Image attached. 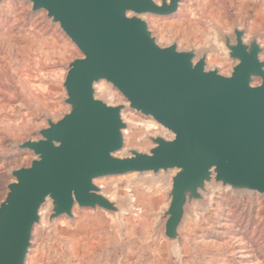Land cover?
Here are the masks:
<instances>
[{"label":"water","instance_id":"obj_1","mask_svg":"<svg viewBox=\"0 0 264 264\" xmlns=\"http://www.w3.org/2000/svg\"><path fill=\"white\" fill-rule=\"evenodd\" d=\"M22 1L32 13L45 12L82 57L68 64L64 77L68 112L47 119L39 139L16 145L34 158L10 171L0 202V264H25L45 204L49 221L72 219L75 208L117 215L97 179L173 172L163 213L170 241H179L186 208L202 202L211 184L264 195V62L255 38L245 42L242 29L223 36L236 62L223 76L207 67L205 53L163 47L149 29L144 16H172L180 0ZM100 82L126 104L97 98ZM126 108L151 118L169 138H150L147 152L117 156Z\"/></svg>","mask_w":264,"mask_h":264},{"label":"rangeland","instance_id":"obj_2","mask_svg":"<svg viewBox=\"0 0 264 264\" xmlns=\"http://www.w3.org/2000/svg\"><path fill=\"white\" fill-rule=\"evenodd\" d=\"M143 18L159 45L205 53L207 67L223 76L236 65L223 44L234 29L244 31L245 42L257 40L264 62V0H180L172 16ZM81 57L45 12L32 13L22 0L1 2L0 202L13 180L10 171L34 158L16 145L39 139L47 119L55 122L68 112L62 85L68 64ZM95 89L108 105L126 104L105 82ZM122 119L127 127L117 156L147 152L153 147L150 138L170 136L128 108ZM172 174L97 179L102 194L117 204V215L75 208L72 219L49 221V205H43L25 264H264V195L256 193L209 185L202 202L186 208L179 241L167 240L163 213Z\"/></svg>","mask_w":264,"mask_h":264}]
</instances>
